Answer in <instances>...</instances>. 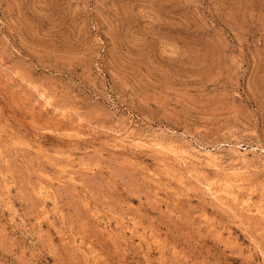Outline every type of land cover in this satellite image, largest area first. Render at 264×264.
Instances as JSON below:
<instances>
[{
    "label": "rangeland",
    "instance_id": "obj_1",
    "mask_svg": "<svg viewBox=\"0 0 264 264\" xmlns=\"http://www.w3.org/2000/svg\"><path fill=\"white\" fill-rule=\"evenodd\" d=\"M0 264H264V0H0Z\"/></svg>",
    "mask_w": 264,
    "mask_h": 264
}]
</instances>
